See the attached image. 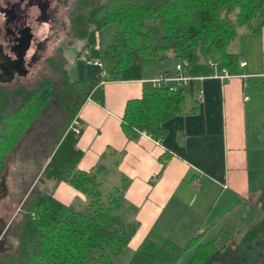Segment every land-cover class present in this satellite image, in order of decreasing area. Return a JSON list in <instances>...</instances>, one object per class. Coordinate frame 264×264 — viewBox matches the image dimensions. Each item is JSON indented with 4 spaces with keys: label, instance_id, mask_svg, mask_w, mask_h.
<instances>
[{
    "label": "trees",
    "instance_id": "trees-1",
    "mask_svg": "<svg viewBox=\"0 0 264 264\" xmlns=\"http://www.w3.org/2000/svg\"><path fill=\"white\" fill-rule=\"evenodd\" d=\"M107 26L116 28L107 48L100 47L101 61L112 63L107 76L81 79L60 50L32 82L0 87V181L17 156L36 170L20 199L22 217L9 229L17 246L0 248V264H118L140 224L124 188L105 191L106 167L77 168L82 131L74 133L71 124L88 100L103 102L106 81L140 79L145 58L172 55L187 63L184 75L194 65L216 62L217 53L219 65L233 67L239 55L227 49L241 32H262L264 0L70 1L67 38L69 44H84L79 56L98 46ZM161 75L167 80L145 83L142 97L128 101L122 119L128 138L144 133L163 140L169 120L198 110L191 84L172 81L177 74ZM61 182L85 196L83 208L54 197ZM250 206L260 213L245 230L223 226L214 238L205 241L198 233L186 246L147 240L138 252L154 264H184L188 252L192 255L185 264H264V191L251 197ZM240 230L237 241L234 234Z\"/></svg>",
    "mask_w": 264,
    "mask_h": 264
},
{
    "label": "crops",
    "instance_id": "crops-1",
    "mask_svg": "<svg viewBox=\"0 0 264 264\" xmlns=\"http://www.w3.org/2000/svg\"><path fill=\"white\" fill-rule=\"evenodd\" d=\"M239 38L229 51L239 55L233 67L223 68L216 60L215 67L200 63L185 71L202 100L195 113L167 122L163 140L144 133L128 138L122 119L128 101L142 97L145 83L165 72L177 74L173 65H148L154 71L142 65L140 79L106 81L103 102L90 99L82 106L77 148L83 154L77 168L90 171L101 164L117 175L140 224L118 264L148 261L138 252L147 240L186 246L198 233L217 229L218 234L223 226L242 225L251 214L258 217L250 199L264 191V27ZM100 51V46L89 50L90 61H101ZM78 61L81 79L104 72L84 58ZM224 70L230 79L222 78ZM54 197L65 205L78 199L86 203L65 182Z\"/></svg>",
    "mask_w": 264,
    "mask_h": 264
},
{
    "label": "flooded vegetation",
    "instance_id": "flooded-vegetation-1",
    "mask_svg": "<svg viewBox=\"0 0 264 264\" xmlns=\"http://www.w3.org/2000/svg\"><path fill=\"white\" fill-rule=\"evenodd\" d=\"M70 1L7 0L0 5V87L24 80L40 61L46 63L60 51L47 55L51 44L57 48V42L67 37ZM26 70L29 73L22 75Z\"/></svg>",
    "mask_w": 264,
    "mask_h": 264
},
{
    "label": "rangeland",
    "instance_id": "rangeland-1",
    "mask_svg": "<svg viewBox=\"0 0 264 264\" xmlns=\"http://www.w3.org/2000/svg\"><path fill=\"white\" fill-rule=\"evenodd\" d=\"M5 1L7 0H0V5H3L5 3ZM15 1V0H13ZM115 27L113 26H107L105 27L102 31L101 34L99 36V44L98 46L103 47L104 49L107 48V46L111 43L112 41V37L113 34L115 32ZM243 32H241L237 39H240L239 37L242 36ZM241 40H236L235 41V46L239 45ZM234 44V43H233ZM230 44V46L228 47L227 51L232 50V45ZM53 44H51L52 47ZM54 46V45H53ZM49 49L47 55L53 56L55 55L56 49L61 48L60 50L63 51L64 55L67 57V59L70 61V64L75 66L76 68L78 67V58H80L81 60L84 59H88V54L89 51L86 50L84 51L83 55L79 56V53L83 50L84 44L81 41H76L73 44H69V39L67 37H62L58 42H57V48H51ZM100 59H101V53H100ZM214 59L216 60H220V57L217 54H215ZM92 60L91 57H89L88 61ZM86 61V63L88 62ZM102 65L98 66L95 64H89L90 66H94V67H98V69L100 71H104L105 73H108L109 70L112 67V63L110 58H103V62L101 61ZM169 63L171 64L169 66ZM179 60L176 59L174 56H169L163 60L159 59V58H145L142 62V65L144 67V69H146V67H150L151 69H153L154 71V67L148 66V65H152L155 67L156 66H163V65H167L168 64V68L171 69L172 65L174 66L175 70L176 69V65L179 64ZM45 67H46V63L40 61L36 66L33 67V71L32 73L26 77L24 80V82H32L34 79H36L41 73H43L45 71ZM163 68V67H162ZM188 68V67H186ZM192 68V67H190ZM189 69V68H188ZM163 70V69H162ZM149 71V70H148ZM160 75L157 76V78ZM156 78V79H157ZM36 174V170L34 169V166L29 163V162H21L17 157H15V159L12 160V162L10 163V167L9 170L6 174V176L0 181V235L3 234L4 237L2 238V236H0V240L1 238L3 239V250H10L13 251L16 246H17V242L15 241L14 238H11V236H9V229L12 226V224H14L17 220L21 219L22 217V213H21V205H20V199L23 196V191L26 188V183L30 182L32 180L31 175ZM107 177H105V185H104V189L105 191H110L112 189V187L114 186H118V187H122L121 183L118 182V176L116 177L113 174H106ZM82 200L78 199L76 200L74 203L70 204L73 207L77 208V209H81L85 206V202H81ZM255 214L257 213L259 216L258 211L254 212ZM258 217H254V214L251 216H248L246 218V220L244 221V223L240 226H236L237 228L243 230H245V228H247L254 220H256ZM217 229L211 230L209 233H207V235H202L198 236L200 237V239L208 241L212 238L215 237V235L217 234ZM238 231L237 233H235V239L238 241L240 239V237L242 236V231ZM187 243V241H185ZM192 252H188L187 255L185 256V259L183 261V263L185 264L189 258L191 257ZM144 264H154L152 262H144Z\"/></svg>",
    "mask_w": 264,
    "mask_h": 264
},
{
    "label": "built area",
    "instance_id": "built-area-1",
    "mask_svg": "<svg viewBox=\"0 0 264 264\" xmlns=\"http://www.w3.org/2000/svg\"><path fill=\"white\" fill-rule=\"evenodd\" d=\"M87 63L88 64H92L93 63V64L98 65V66H101L102 65L101 61H99V60H96V61H93V62L92 61H88ZM186 65H187V63H183V64L182 63H179L177 65V75L174 78H170L172 81H175L176 83H178V85L188 86L190 84V82H191V78L188 77L187 75H184L183 72H182L183 67L186 66ZM210 65L212 67H215V66L218 65V63L211 61L210 62ZM241 66L242 67L246 66V62L241 63ZM101 74H102V76H107V73H105V72H102ZM245 76L246 75H243L242 77H245ZM222 78L223 79H230L231 78V75L228 73L227 70H224L223 71ZM163 80H167V78H165L162 75H160L157 79H155L153 81V84L154 85H159ZM199 99L202 100L201 96H199ZM70 129L74 133H76V134H80L81 133V131H82V124H81V122H80V120L78 118H76L73 121V123L70 126Z\"/></svg>",
    "mask_w": 264,
    "mask_h": 264
},
{
    "label": "water",
    "instance_id": "water-1",
    "mask_svg": "<svg viewBox=\"0 0 264 264\" xmlns=\"http://www.w3.org/2000/svg\"><path fill=\"white\" fill-rule=\"evenodd\" d=\"M28 48V45L26 46V49ZM29 73V71L28 70H26V71H21V74L22 75H27ZM11 80V79H10ZM5 81V80H4Z\"/></svg>",
    "mask_w": 264,
    "mask_h": 264
}]
</instances>
